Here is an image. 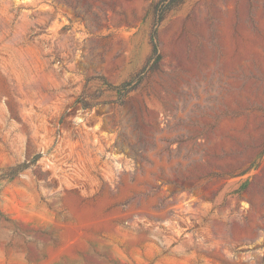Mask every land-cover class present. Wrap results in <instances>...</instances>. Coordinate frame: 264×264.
<instances>
[{
  "label": "rangeland",
  "instance_id": "rangeland-1",
  "mask_svg": "<svg viewBox=\"0 0 264 264\" xmlns=\"http://www.w3.org/2000/svg\"><path fill=\"white\" fill-rule=\"evenodd\" d=\"M158 1L0 0V264H264V0Z\"/></svg>",
  "mask_w": 264,
  "mask_h": 264
},
{
  "label": "trees",
  "instance_id": "trees-1",
  "mask_svg": "<svg viewBox=\"0 0 264 264\" xmlns=\"http://www.w3.org/2000/svg\"><path fill=\"white\" fill-rule=\"evenodd\" d=\"M170 8V3L167 2V0H159L155 6H154V22L159 23L160 21L163 20L165 17V14L167 10ZM152 38L154 39L153 41V55L155 56V62H154V67L159 65L160 60H161V54L158 51V43H157V29L154 27L152 31ZM140 76V75H139ZM143 79V76L138 78L137 82H140ZM130 88H134V86H131ZM27 166V163H24L22 165H19L18 168H24Z\"/></svg>",
  "mask_w": 264,
  "mask_h": 264
}]
</instances>
